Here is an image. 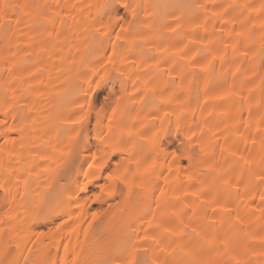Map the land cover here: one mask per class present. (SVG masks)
I'll return each mask as SVG.
<instances>
[{"label": "bare ground", "instance_id": "1", "mask_svg": "<svg viewBox=\"0 0 264 264\" xmlns=\"http://www.w3.org/2000/svg\"><path fill=\"white\" fill-rule=\"evenodd\" d=\"M0 121V264H264V0H0Z\"/></svg>", "mask_w": 264, "mask_h": 264}, {"label": "rangeland", "instance_id": "2", "mask_svg": "<svg viewBox=\"0 0 264 264\" xmlns=\"http://www.w3.org/2000/svg\"><path fill=\"white\" fill-rule=\"evenodd\" d=\"M198 71V70H197ZM43 74V72L41 71L40 72V76H39V80L41 79V77L43 76L42 75ZM117 76V74H115V76H114V74H113V78H115ZM153 92V91H152ZM149 93H150V91H149ZM148 93V94H149ZM107 94V92H105V90L104 91H100L99 92V100H98V104H96V106H98V108H104L105 107V111H104V113H106V114H110L112 111H113V109H114V103H115V101L114 102H112L113 101V99H112V101L110 100V101H108L106 98V95ZM147 95V94H146ZM150 95L152 96V93H150ZM149 95V96H150ZM118 96H119V94H118ZM148 96V95H147ZM146 96V97H147ZM117 97V96H116ZM115 97V98H116ZM114 98V97H113ZM114 98V99H115ZM107 101V102H106ZM111 102V103H110ZM110 103V104H109ZM106 104V105H105ZM96 106H94V107H96ZM102 106V107H101ZM93 107V108H94ZM95 110H97V107L95 108V109H92L91 110V112L92 113H94V111ZM92 128H93V126H92ZM0 142H3V141H0ZM67 151H68V146L66 145V143H59L57 146H55V147H50L49 148V152L51 153V154H53V156L52 157H50L49 159H47L46 161L45 160H42L41 158H40V156H39V152H35V157H36V159H37V161H39V163L41 162V164L42 163H48V162H52V161H58V160H60V158L65 154V153H67ZM117 160V159H116ZM115 169V166H114V164H110V171L111 170H114ZM111 173H112V171H111ZM16 181V177L14 176V175H12V176H5V175H0V225H1V227L0 228H3V229H6V234H5V240L8 242L9 240H11L12 238H13V236H14V233L10 230V228H9V226H10V224H11V222H10V219H11V217H14V214H15V212H16V210H15V208H16V205L17 204H14V205H12L11 204V201H4V202H2V198H3V188L4 187H7V186H12V185H15V182ZM48 182H47V180H45V179H41L40 180V185H39V188L40 189H42V190H45L46 189V184H47ZM90 189V191L91 192H89L88 194H87V196L88 195H90V197H91V199L92 200H94V198H95V196H100L102 199H106V198H108L109 197V182L108 181H106V180H103L102 182H101V187H90L89 188ZM91 205L93 206V210H92V212H98V211H100L101 210V208H100V203L98 202V201H93L92 203H91ZM59 208V206H58V203H56V204H54V205H52L51 207H44V209H43V213H46V212H52V211H54V210H57ZM105 210V209H104ZM103 210V211H104ZM91 212V213H92ZM2 229V230H3ZM1 230V229H0ZM43 230V232H45L46 233V231H47V228H42V229H40V228H35V225H34V232H40V231H42Z\"/></svg>", "mask_w": 264, "mask_h": 264}, {"label": "snow or ice", "instance_id": "3", "mask_svg": "<svg viewBox=\"0 0 264 264\" xmlns=\"http://www.w3.org/2000/svg\"><path fill=\"white\" fill-rule=\"evenodd\" d=\"M5 7H7V5ZM97 87H99V85H97ZM82 111H83V107H82ZM0 123H3V121H0ZM91 158L95 161L97 158V153L95 152L91 153ZM89 167H91V165H89ZM111 176L112 174L110 173L109 177L111 178ZM261 182L264 183V177L261 178ZM261 200L264 201V195L261 196ZM225 243H227V241H225Z\"/></svg>", "mask_w": 264, "mask_h": 264}]
</instances>
